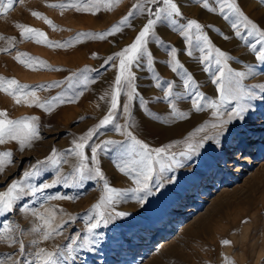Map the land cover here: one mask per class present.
Listing matches in <instances>:
<instances>
[{
    "label": "rangeland",
    "instance_id": "rangeland-1",
    "mask_svg": "<svg viewBox=\"0 0 264 264\" xmlns=\"http://www.w3.org/2000/svg\"><path fill=\"white\" fill-rule=\"evenodd\" d=\"M139 2L143 12L133 9L137 0H12V7L0 12V49H7L0 50V76L28 85L25 92L34 89L39 103L58 97L46 110L31 103L32 96L17 103L0 91V111L6 112L7 119L38 118L34 121L38 136L23 149L17 140L0 144V152H11V162L0 171V193L13 181L21 182L23 190L11 210L0 212V264H41L36 257L40 249L63 253L59 264H264V62L251 47L259 39L255 33L249 35L251 26L246 28L241 21L233 28L236 17L227 8L222 13L217 0H207L215 11L205 8L204 0H174L181 13L173 17L176 24H155L146 44L151 62L144 54L128 66L131 83L122 79L112 121L95 129L85 144L88 168L98 166L104 179L87 178V169L82 178L76 171L80 159L73 142H80L111 110V94L120 74V58L114 54L134 42L149 18L155 19L148 9L155 13L161 6ZM236 3L264 31V2ZM130 10L134 15L120 31L103 39L78 36L106 32ZM189 20L202 26L211 45L227 54L226 61L216 64L215 51L196 40L195 29L190 33L192 44L187 43L180 26ZM17 24L39 29L48 41L66 46L25 38ZM260 47L256 45L257 50ZM172 48L182 65L176 71L169 63ZM18 53L27 54L22 60L38 57L50 67L38 63L27 67L16 59ZM205 55L209 59L202 61ZM224 64L226 77L228 69L246 75L238 86L233 78L235 99L219 108L209 107V101H219L213 80ZM186 74L194 81L187 89ZM197 90L203 94L200 111L192 106ZM237 105L245 108L243 118L230 119ZM200 128L203 131H197ZM260 128L262 132H257ZM128 132L152 149L165 148L160 162H153L152 194L147 198L135 191L143 166L133 163L140 159L138 149L129 154ZM96 145L100 147L93 162ZM53 149L57 164L46 160ZM182 152L187 155L181 156ZM173 154L179 165L172 164ZM118 164L128 170L120 171ZM33 166L38 174L25 177ZM105 181L119 195L95 209ZM100 214L103 219L90 232V224ZM50 229L55 231L45 239L44 232ZM225 240L230 243H222Z\"/></svg>",
    "mask_w": 264,
    "mask_h": 264
},
{
    "label": "snow or ice",
    "instance_id": "snow-or-ice-1",
    "mask_svg": "<svg viewBox=\"0 0 264 264\" xmlns=\"http://www.w3.org/2000/svg\"><path fill=\"white\" fill-rule=\"evenodd\" d=\"M115 2H119V0H115ZM148 3L151 4H160L161 6L158 7L155 11V13L152 12L151 9H148L149 16H155V19L149 18L147 23L144 25L143 29L138 33L136 36L134 42L126 46L124 49H122L120 52L115 53L114 55L120 58V74L117 75L115 80V87L112 92V102H111V110L109 113L99 122L98 125L95 126L94 129H90L83 137L80 138V142L74 141L75 149L74 153L77 157L80 159L79 167L77 168V172L80 173L81 177L84 178V172L87 169L89 175L87 178L89 179H95L99 177L100 179H104V175L101 171V169L97 166L94 169L88 168V164L85 162L87 160V157L84 153V147L87 141L94 135L95 129L100 128L104 125L109 124L112 121L113 118V112L112 110L117 108V97L120 92L121 88V81L122 79L128 80L129 83L130 77L132 74L128 72V66L133 63V61L137 60L141 55L147 54L149 57V62H151V54L147 53L146 50V44H147V37L150 34H154V26L157 22L160 21H166L170 24L175 25L176 20L173 19L174 16L181 15L180 9L177 6V4L174 2V0H147ZM264 2V0H262ZM217 3L220 5V11L223 13L225 8L229 10L234 16L236 17V21L232 23L233 28H238V23L243 22L244 26L247 28L249 25L251 26V31L249 32V35L256 34L259 39H257L256 43L253 44L251 47L253 51H256L257 58L264 62V31H261L255 23H253L249 18L242 12V10L239 8L238 4L236 3V0H217ZM53 7H60L64 8L66 5L64 4H54L51 5ZM203 6L210 11H215V8L210 7L207 0H204ZM12 7V0H8V2L5 4L3 3V0H0V12H6L8 9ZM133 9H137L141 12L144 11L143 5L137 0V3L133 5ZM34 16L41 17L42 14L38 12L33 13ZM134 15L133 11H129L127 15H125L116 25H113L112 28L106 32L103 33H80L78 36L81 37H91V38H100L103 39L108 35L114 34L117 31H120V28L122 25H125L128 23L129 17ZM46 22L52 26L55 27V25L52 24V21L47 20V18H44ZM225 19H228V16H225ZM18 28L21 29V35H23L25 38H33L36 39L38 43H47L50 46L52 44H55L56 46H66L64 44H60L59 42H51L48 41L45 37V34L39 30L31 28L30 26H26L23 24H17ZM181 32L180 34L184 36L187 40V43L189 45L192 44V36L190 33L193 29L196 30L197 33H199L196 36L197 41H202L205 45V48L211 49L212 51H215L216 53V64L221 65L222 60H227V54L224 52H221L219 49H215L214 46L211 45L208 37L204 35L201 31L202 26L196 21V20H189L186 25H181ZM237 36H240V32H236ZM2 38V37H0ZM43 38V39H42ZM10 40H14V38H9ZM161 42V41H157ZM162 43V42H161ZM261 45V47L257 50L256 45ZM205 48H201V52L205 51ZM2 51H7V49H0ZM175 52L176 49L172 48L171 55L173 59L169 61L170 64H173V71H176L177 68H182V65L179 64L178 60H175ZM191 55V51L188 53ZM210 55V53H209ZM209 55H205L201 57L202 61H206L209 59ZM21 56H27L25 53H18L16 56V59L25 64L27 67H34L35 64H39V66L44 67H50L47 65V63L43 60H40L38 57H29L28 60H22ZM112 57H108V60H111ZM108 60L105 61V63L108 62ZM32 61V62H29ZM226 64L222 65L218 71L219 76L215 77L213 80V83L217 84V89L219 91V101H209L208 106L213 108H219L221 103H227L230 102L232 99H235V96L233 95L234 92V86H233V78H235V85L238 86L240 83V80L244 78L246 73L244 72H236L233 73L231 69H228V76H225V69ZM207 70V69H206ZM227 84V87H226ZM185 88L193 87L194 81L192 80V77L190 74H186V79L184 81ZM28 85L20 84L17 80L14 78H5L0 76V91H4L5 93L12 95L13 98L16 100L17 103H20L22 101L27 102V97L32 96L33 100L31 103H37L38 106L44 107L46 110H51L50 105L53 101L58 99V97H53L51 101L47 103H39V98L36 97L35 90L33 89L31 92H25V90L28 88ZM171 84L168 85V88L171 89ZM171 95V92L169 91L166 93V97ZM247 96L249 99L253 98L252 93H247ZM128 99H132V93H129ZM203 100V94L200 93L198 90L194 91V98L192 100V106L195 110L200 111L202 110V104L201 101ZM62 102V101H61ZM174 107V105H173ZM125 111H128V106H124ZM245 111L244 107H241L240 105H237L236 108L232 109L230 113V119L232 118H243V113ZM182 116L184 114H181ZM38 118L37 117H25L19 120H11L7 119L6 112L0 111V144L5 143L6 140H17L20 144L21 149L24 148L26 144H29L30 140L34 137L38 136L37 132V125L34 123ZM116 130H120V126H116ZM197 131H203V128L197 129ZM127 136L131 140L130 145V153L136 152L137 149L139 150L138 155L140 157L139 161H133V163H139L143 166L142 171L140 172L138 178L136 180V183L139 185V187L135 190L137 192H143L144 198H147V196L152 194V190L149 187V181L152 178V173L154 171L153 168V162L159 163V158L162 154H165V148H156L152 149L149 147L148 144L144 143L143 141L138 140L135 136L132 135L131 132L127 133ZM105 144H115L116 141H105ZM100 147V145H96L92 147V161H96V151L97 148ZM189 148H192V145H189ZM181 156H186V152L180 153ZM47 161H50L53 164L59 163V160L56 156V151L53 149L52 155L46 158ZM11 162V152L10 151H4L0 152V171H3L4 166L6 163ZM38 164L44 163V161H38ZM172 164L179 165L180 161L175 159V154L172 155ZM117 167L120 168V171L124 172L128 170L127 165H121L118 164ZM161 170L164 169V164L160 163ZM94 172V175L91 173ZM33 174H38V170L36 169V166H33V170L26 172L25 177L31 176ZM49 185H44L43 187H48ZM160 185H157L159 187ZM35 191V190H34ZM23 194V190L21 188V182L19 181H13L12 184L8 187L6 192L0 193V212H6L11 210L13 202L20 198V196ZM119 195V191L115 188H112L108 185V183L105 181L104 183V195L101 196L100 202L93 206L95 209H99L101 205L105 203H111L113 198L115 196ZM143 200L141 199V203ZM123 215V214H121ZM41 219H44V217H41ZM101 219H103V215L100 214L99 218L96 220L95 223H91L89 226V231L91 232L92 229H95L99 226ZM44 223L46 225L49 224V220L44 219ZM52 231H55L54 229H50L49 231L44 232V238L47 239L51 236ZM86 241L88 238H85ZM75 243V241H74ZM222 243L227 244L230 243L229 241L225 240L222 241ZM67 250L69 253L73 251V245L69 244L67 246ZM20 251L23 252V244L21 243ZM63 255V253L58 252H51L47 251L45 249H40L36 253V257L38 261L41 262V264H59V257Z\"/></svg>",
    "mask_w": 264,
    "mask_h": 264
},
{
    "label": "bare ground",
    "instance_id": "bare-ground-1",
    "mask_svg": "<svg viewBox=\"0 0 264 264\" xmlns=\"http://www.w3.org/2000/svg\"><path fill=\"white\" fill-rule=\"evenodd\" d=\"M246 3L248 2V0H244ZM263 11V10H262ZM249 12H251V11H249ZM264 12V11H263ZM262 12V13H263ZM256 13H259V12H255V13H253V15H255ZM205 15V17H209L208 16V14H204ZM257 15V14H256ZM258 17V16H257ZM209 18H211V17H209ZM212 18H214V17H212ZM262 20V19H261ZM263 84V83H262ZM251 111V110H250ZM258 124V123H257ZM257 130V132L260 130L261 132H262V130H261V128L260 129H256ZM257 142V141H256ZM244 145V147H246L245 146V144H243ZM247 149V148H246ZM241 153V151H239L238 152V154H237V158H238V156H239V154ZM242 155V154H241ZM246 155V154H245ZM237 158H234L233 160H237ZM192 211H194V210H190V212H192Z\"/></svg>",
    "mask_w": 264,
    "mask_h": 264
}]
</instances>
